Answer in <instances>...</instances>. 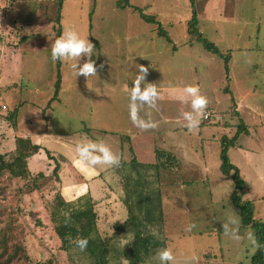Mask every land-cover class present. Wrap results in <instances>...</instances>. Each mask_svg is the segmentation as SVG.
Wrapping results in <instances>:
<instances>
[{"label":"rangeland","instance_id":"374dc122","mask_svg":"<svg viewBox=\"0 0 264 264\" xmlns=\"http://www.w3.org/2000/svg\"><path fill=\"white\" fill-rule=\"evenodd\" d=\"M226 1L221 12L216 6L217 12L198 25L201 36L223 58L188 34L189 0H129V5L123 0H64L61 11L59 0H0V153L7 160L14 157L15 133L22 131L30 132L34 141L41 134L71 136L76 143L105 140L120 159L121 144L129 142L124 136L139 134L143 140L155 136L159 143L169 128H181L182 133L165 137L183 142L189 150L179 158L177 169H153L157 178L151 180L152 187L143 180L145 173L137 171L142 180L134 213L143 223L141 229L152 233V245H162L152 248L143 264H160L156 253L165 247L173 254L170 264H252L259 249L253 228L242 227L230 199L235 181L220 167L226 146L228 160L246 186L243 200L253 202L254 218L264 222V0ZM235 4L238 14L232 19L230 7ZM142 13L154 17L165 34ZM68 28L93 44L89 59L94 60L96 74L88 78L74 74L71 65L84 63L83 54L79 61L51 59V45ZM141 66L147 70L145 82L156 84L160 92L155 107L136 101L137 116L156 125L146 130L134 126L128 112L132 80ZM185 85H197L208 101L198 127L191 131L184 128L181 115L187 112L196 119L191 98L184 103L179 99ZM206 112L212 113L208 122L203 119ZM242 125L247 130L238 133ZM195 143L198 156L191 150ZM47 148L56 151L53 144ZM136 149L142 161L149 149L143 143ZM130 153L125 150L124 160ZM39 156V169L45 171L41 166H48L47 155ZM113 167L96 166V182L103 188L116 183ZM7 176L0 220L12 224L14 235L24 242L29 264H91L86 255L61 249L49 211L54 184L40 193L24 194L26 180ZM61 183L66 187L74 180L63 178ZM95 211L101 235H110L100 219L104 208ZM106 215L119 219L113 209ZM190 224L194 226L186 230ZM112 245V264H129L118 253L129 251L131 238H119Z\"/></svg>","mask_w":264,"mask_h":264},{"label":"trees","instance_id":"16d2710c","mask_svg":"<svg viewBox=\"0 0 264 264\" xmlns=\"http://www.w3.org/2000/svg\"><path fill=\"white\" fill-rule=\"evenodd\" d=\"M63 1L64 0H59L58 6L60 11ZM123 1L125 5H129V0ZM189 1L192 7V17L188 21V34L201 41L210 53L224 58V54H222L213 43L204 39L198 29L199 20L196 4L200 0ZM141 17L148 23L157 24L160 34H165V32L161 31L163 27L154 17H148L143 13ZM59 21L60 18H58V22ZM225 64L226 71L228 72L227 57H225ZM58 86L59 85H57V87ZM15 112H17V110L11 114V118L14 117ZM210 120L211 118L209 120H204V122ZM238 129V133L247 130L243 125ZM15 144L16 148L13 152L14 157L11 160H7V156L0 153V200H4L7 195L5 179L9 178V176H7L8 174L11 178L26 180L24 194L40 193L48 184H54L52 189L55 199L54 203L50 204L49 207L50 220L53 224L54 232L60 240L61 249L67 254L68 252L75 251L86 255L91 264H112L110 257L114 249L112 244L119 238H131V247L129 249L127 248L129 251H120L118 255H123L128 259L129 264H143L146 259L149 258L152 248L155 250L162 246L159 244L152 245V233L144 232V230L141 229L143 223L139 222L137 215L134 213V206L140 204V201H138L140 190L137 191V195L134 197L131 196L130 198L128 197L127 199L126 206L129 211L128 220L125 222H116L113 225L112 233L102 236L97 224L98 216L95 211L96 204L91 196L85 194L74 201L67 202L55 186V183L60 182L59 163L56 164L50 176L42 172L33 174L28 168V159L38 154L42 150V147L34 144L29 138L20 137L16 138ZM47 154L51 158L48 151ZM156 159L157 162L151 165L138 163L135 158L131 162L135 164V166H138L137 171L142 170V172L145 173L143 180H145L146 184H148V181L144 179V177L148 174L149 168L151 170L157 168V172H159L161 166L162 168L171 170L178 168V160L169 152L156 150ZM221 159L222 164L220 169L222 173L226 176L232 175L235 181V190L230 199L240 213L242 227H252L257 237L259 249L252 258V264H264V222L254 218L255 208L253 202L243 200L246 186L240 177L238 168L229 162L226 146H224L221 151ZM155 176L154 174V177ZM141 180L142 178L135 182L136 188L140 186ZM151 183H154L150 182L149 185L152 187ZM148 222L153 223V225L158 224L156 220H150ZM81 238H86L88 241L87 246L82 251L75 244V241ZM29 259L30 257L24 242L14 235L12 224L0 220V264H29Z\"/></svg>","mask_w":264,"mask_h":264},{"label":"crops","instance_id":"0c3cea01","mask_svg":"<svg viewBox=\"0 0 264 264\" xmlns=\"http://www.w3.org/2000/svg\"><path fill=\"white\" fill-rule=\"evenodd\" d=\"M187 1V0H186ZM236 1V0H234ZM183 2V1H181ZM187 3V2H186ZM236 3V2H235ZM227 4L226 0H200L196 4V10L198 14V20L199 23L202 20V18L209 17L211 18L214 13L217 12V7H219V11L221 12L223 7ZM226 7V6H225ZM177 7L174 5L172 7V11L174 13H177ZM225 9V8H224ZM231 13H232V19H235V17L238 14V8L237 4L232 5L230 7ZM157 15V14H156ZM176 16V14H174ZM189 13L187 12L185 14V17L187 19L189 18ZM177 20V18H175ZM186 19V20H187ZM187 20V24H188ZM199 25V24H198ZM202 34L204 31H201ZM212 54V53H211ZM215 55V54H212ZM218 56V55H216ZM232 56L230 55V58ZM231 71V70H230ZM238 107V106H237ZM25 117V116H24ZM27 117H25L23 120H26ZM170 120V119H166ZM171 123V122H169ZM186 128V127H184ZM150 129V128H148ZM187 129V128H186ZM181 128H169V131L165 132V136L162 137V142H159L154 138L150 137L148 140L145 139L143 140L139 134L137 135H129V136H124L126 140H129V142L125 145L120 146V159H119V165L113 167L112 173L116 177V183L114 184V187L110 188L109 186L103 185L100 183H97L96 181L98 180V177L96 176L95 172L90 173L89 175H86L87 171H81L74 163L76 160V153H75V145L76 141L71 138V136H67V139H63L62 135H58L56 137L52 135H45L41 134L39 135L40 140L39 141H34L30 132L28 131H22L25 133L22 134H16V138H29L31 141L42 147V150L34 155L33 157L28 159V168L33 174H38V173H44L47 176H50L53 173L54 168L56 167V164L59 163L60 165V170H59V178L60 182L55 183V186L58 188V191L62 194L63 198L69 202V201H74L77 198L89 194L93 201L96 204V207H100L101 211L103 212L104 208V214L100 217L101 223H104V228L110 229L111 232L113 231V225L116 222H125L129 218V211L128 207L126 206V202L128 197L130 198L131 196L137 195V191L139 190L138 188L135 187L137 181L140 180V177L137 174V169L138 166H135V164L131 163L132 160L135 158L138 163L142 164H155L157 162L156 159V150H163L165 152L171 153L177 160H178V165H179V158L180 157H186V154L189 153V150H187V146L183 144L181 141H175L170 140L169 138H165L166 136L170 135V132H175L176 134L182 133ZM114 133V132H111ZM14 134V135H15ZM119 135L118 133H114ZM161 135V132H159ZM23 135V136H20ZM51 137V138H50ZM200 137V135L198 136ZM16 138L14 142L16 141ZM125 141V140H124ZM87 142V141H85ZM84 143V142H83ZM105 143V140H104ZM145 144L146 147H148L149 151L144 153L143 158L140 161L138 150L136 149L138 146ZM148 143V145H147ZM55 145L56 146V151H51L47 147L48 145ZM107 146H109V143H105ZM15 148L16 144L14 143ZM129 146V147H128ZM198 144L195 143L193 144L192 151L194 154L198 156L199 152L197 149ZM127 148V149H126ZM196 148V149H195ZM131 149V153L129 158L124 160L123 154L125 150ZM15 150V149H14ZM47 151L50 153L51 159ZM46 153L47 159H48V166L45 165L44 167L41 166L45 171H42V169H39V161H40V153ZM192 152V153H193ZM195 159V158H194ZM154 160V161H151ZM38 163V164H37ZM140 167V166H139ZM177 169V168H176ZM79 174V176L77 175ZM86 175V177H85ZM73 178L74 183L73 185L62 187V180L65 178V180L69 178ZM154 177L153 171L149 168L148 169V174L144 177L147 181H149V184ZM92 179L91 181H89ZM96 182L95 187L92 189L91 183ZM127 182V184H126ZM129 183V184H128ZM152 184V183H151ZM95 195V197H94ZM104 205V206H103ZM109 209H113L114 213L117 214L118 218L117 220H114L113 218L108 219L106 212ZM123 211L126 213V215H122Z\"/></svg>","mask_w":264,"mask_h":264},{"label":"clouds","instance_id":"9594fccd","mask_svg":"<svg viewBox=\"0 0 264 264\" xmlns=\"http://www.w3.org/2000/svg\"><path fill=\"white\" fill-rule=\"evenodd\" d=\"M81 54L86 58L82 64L75 63L71 67L76 76L83 75L85 78L96 74V67H94V60L89 59L94 54V46L87 39L81 36L76 30L68 28L61 33V35L53 42L50 49V57L53 61L56 60H72L81 57ZM146 69L141 66L132 80V87L129 93L128 112L129 118L134 126L141 130L148 128H155V123L151 120L145 121L137 116L138 105L137 100L147 102L149 107H155L156 101L160 97V92L156 84L146 83L145 75ZM143 84V88L141 85ZM186 97H190L191 107L196 110V119L187 112H182L184 120L186 121L185 127L191 131L198 127L200 120L199 117L207 105V98L199 94V87L197 85H185L183 94L179 97L181 103H184ZM76 160L75 165L81 171L95 172L96 166H118L119 156L115 154L109 146L103 141L94 142L88 140L84 143H77L75 145ZM194 225H188L186 230H190ZM87 239L81 238L75 241L76 246L82 251L87 246ZM156 256L160 264H170L173 260V254L170 248H163L158 250Z\"/></svg>","mask_w":264,"mask_h":264},{"label":"built area","instance_id":"2783aa9c","mask_svg":"<svg viewBox=\"0 0 264 264\" xmlns=\"http://www.w3.org/2000/svg\"><path fill=\"white\" fill-rule=\"evenodd\" d=\"M210 118H212V113H211V112H206V113L204 114L203 119H204V120H209Z\"/></svg>","mask_w":264,"mask_h":264}]
</instances>
